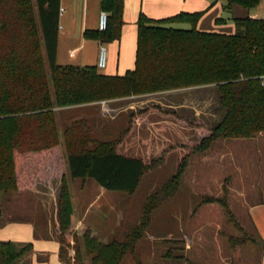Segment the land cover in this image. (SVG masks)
<instances>
[{
	"label": "trees",
	"instance_id": "1",
	"mask_svg": "<svg viewBox=\"0 0 264 264\" xmlns=\"http://www.w3.org/2000/svg\"><path fill=\"white\" fill-rule=\"evenodd\" d=\"M263 1L224 0V10L231 13L235 4L253 10ZM101 6L109 14L108 28L87 31L86 38L119 41L125 0H102ZM204 14L182 12L155 20L141 13L136 23L135 68L120 76L101 73L97 67L58 64L61 0H0V219L4 197L34 191L36 177L57 171L62 139L70 177L92 179L110 192H136L153 168L141 158L89 149L87 144L94 140L85 121L74 122L61 137L58 109L215 86L222 118L213 127H196L195 139L176 145L191 150L171 179L170 188L175 189L192 153H205L219 140H246L264 134V19H234L235 34L222 35L197 29ZM175 25H189L190 29H176ZM58 218L60 259L67 264L71 259L82 263L78 249L74 258L68 253L71 246L66 236L71 233L74 213L65 184L58 200ZM82 240L94 255L93 264H119L121 258L105 256L114 245H100L88 231ZM262 248L263 256L264 241ZM32 251V243L0 241V264H17Z\"/></svg>",
	"mask_w": 264,
	"mask_h": 264
},
{
	"label": "rangeland",
	"instance_id": "2",
	"mask_svg": "<svg viewBox=\"0 0 264 264\" xmlns=\"http://www.w3.org/2000/svg\"><path fill=\"white\" fill-rule=\"evenodd\" d=\"M101 1L66 0L65 15L73 18L79 7L90 26ZM247 16V10L235 4L231 13L223 14V24L234 28V18ZM259 17L264 19V9ZM110 61L101 73H114ZM152 95L110 100L105 107L96 102L56 111L61 137L74 122L85 121L94 140L87 144L89 149L141 158L153 167L136 192H110L92 179H72L62 139L57 171L36 177L34 191L4 197L0 225L2 221L32 223L58 237V200L65 184L74 213L66 236L68 253L74 258L78 249L80 264L94 256L82 240L87 231L100 245H114L105 256L121 258L119 264H261L263 241L249 209L264 203V134L219 140L205 153H192L177 189L170 188L180 161L191 150L176 145L195 139L196 127H213L221 120L219 92L210 86ZM46 246L48 251L54 249V244ZM71 263L76 264L72 259Z\"/></svg>",
	"mask_w": 264,
	"mask_h": 264
},
{
	"label": "crops",
	"instance_id": "3",
	"mask_svg": "<svg viewBox=\"0 0 264 264\" xmlns=\"http://www.w3.org/2000/svg\"><path fill=\"white\" fill-rule=\"evenodd\" d=\"M94 1L99 2L101 0ZM215 1L216 3L212 5ZM65 3L66 0H61L62 12L60 15V36L57 54L58 64L63 67L77 66L82 68L90 67L91 64H97L102 41L86 38L85 34L87 31L95 32L98 30V14L100 15L103 11L102 6L100 12L93 16L94 21L89 26V24L86 25L84 23V14L79 7H76L75 11L71 14L73 18L66 17L65 14L67 10L65 9ZM263 9L264 1L253 10L246 9L248 12L247 17L262 19L259 17V14ZM202 11H205V14L197 24V29L200 32L222 35L235 34V25L234 28H232L231 26L224 25L223 21H218L219 19H223V14L226 13L224 10V0H125V23L120 40L112 43H103L104 46L108 45V55L109 59H111L110 68L113 70L112 72H114L104 74L123 76L128 71L135 68L137 52L136 23L141 13L150 19L160 20L175 16L182 12L195 13ZM237 16H241V14L238 13ZM238 18L239 17L234 19ZM88 43H90V46H88ZM85 51L87 52L85 53ZM43 52L45 55L44 50ZM148 96L153 95L151 94ZM249 210L250 219L254 224L256 232L262 241H264V203L251 206ZM0 241L13 242L17 245L27 243L33 244L32 253L17 264H67L60 259L61 245L57 235L53 234L48 236L43 230H37L32 223L2 221L0 225ZM47 244H54V249L48 251ZM40 245L44 247L39 249ZM263 261L264 255L262 256L261 264H263ZM85 262L86 264H93L89 259ZM70 264H72L71 261Z\"/></svg>",
	"mask_w": 264,
	"mask_h": 264
},
{
	"label": "built area",
	"instance_id": "4",
	"mask_svg": "<svg viewBox=\"0 0 264 264\" xmlns=\"http://www.w3.org/2000/svg\"><path fill=\"white\" fill-rule=\"evenodd\" d=\"M62 12V10H61ZM108 22H109V14L105 11H102L99 15V22H98V31L104 32L108 28ZM109 61V55L108 50L104 46L103 42L101 43L100 51H99V57H98V63L97 68L99 70H104L108 66ZM100 104L105 107L108 104V101H102Z\"/></svg>",
	"mask_w": 264,
	"mask_h": 264
}]
</instances>
